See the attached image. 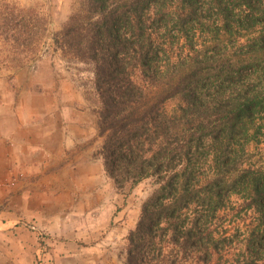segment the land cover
<instances>
[{
  "label": "trees",
  "instance_id": "16d2710c",
  "mask_svg": "<svg viewBox=\"0 0 264 264\" xmlns=\"http://www.w3.org/2000/svg\"><path fill=\"white\" fill-rule=\"evenodd\" d=\"M52 41L92 65L105 173L152 183L125 264H264V0H78Z\"/></svg>",
  "mask_w": 264,
  "mask_h": 264
},
{
  "label": "rangeland",
  "instance_id": "374dc122",
  "mask_svg": "<svg viewBox=\"0 0 264 264\" xmlns=\"http://www.w3.org/2000/svg\"><path fill=\"white\" fill-rule=\"evenodd\" d=\"M77 7L78 0H0L3 124L11 127L18 116L27 117L33 123L34 138L45 122L59 117L67 121L79 118L86 121L87 130L94 131L95 126L97 130L100 101L92 65L64 54L52 41L53 33ZM33 13L44 19L45 31L31 46L23 40L26 35L18 31L17 23L23 19L32 24ZM98 140L94 156L102 167L98 154L102 138ZM251 151L253 163L263 161L264 138L258 147L251 144ZM41 158L32 155L25 165H19L38 166ZM70 160L50 156L42 165L57 167ZM61 174L66 178L56 180L53 187L42 184L37 174L22 170L4 177L0 184V264H125L127 236L152 192L151 181L118 189L105 172L91 183L67 177L70 172ZM87 201L91 211L87 219H80L77 210L72 215L67 211L71 205L81 208Z\"/></svg>",
  "mask_w": 264,
  "mask_h": 264
},
{
  "label": "crops",
  "instance_id": "0c3cea01",
  "mask_svg": "<svg viewBox=\"0 0 264 264\" xmlns=\"http://www.w3.org/2000/svg\"><path fill=\"white\" fill-rule=\"evenodd\" d=\"M57 120L45 122V127L39 128L38 138L31 135L33 123L27 117L18 116L11 127L0 122V184L4 177L7 178L11 172L18 170L37 174L39 181L42 184L46 183L48 187L57 185L56 180L61 181L66 178L61 173L70 172L71 175L67 177L84 178L86 182L91 183L100 177L101 172H105L102 171L103 166L101 167L99 159L94 156L100 142L96 126L92 131L91 128L87 130L86 121L81 122L79 118H71L67 121L66 118L59 117ZM80 128L81 132H76ZM32 155L42 156L38 166L32 163L30 166L20 167L19 164L23 162L25 165L27 158ZM50 156L64 157L65 160L73 157V160L57 167L42 165L43 159ZM75 210L80 214V219H87L91 214L88 201L81 208L71 205L67 209L71 215L76 214Z\"/></svg>",
  "mask_w": 264,
  "mask_h": 264
}]
</instances>
